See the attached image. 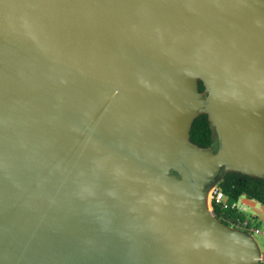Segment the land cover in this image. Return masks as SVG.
<instances>
[{"label": "water", "instance_id": "95a60500", "mask_svg": "<svg viewBox=\"0 0 264 264\" xmlns=\"http://www.w3.org/2000/svg\"><path fill=\"white\" fill-rule=\"evenodd\" d=\"M230 171L264 177V0H0V264H261Z\"/></svg>", "mask_w": 264, "mask_h": 264}, {"label": "trees", "instance_id": "16d2710c", "mask_svg": "<svg viewBox=\"0 0 264 264\" xmlns=\"http://www.w3.org/2000/svg\"><path fill=\"white\" fill-rule=\"evenodd\" d=\"M198 90L201 93L204 92L201 81H198ZM189 141L201 149L217 147L215 132L206 113L199 114L192 121L189 130ZM216 185L224 193L229 203L238 200L240 197H245L264 207V177L249 176L234 171L222 172ZM212 210L215 218L230 228H235L245 221L253 223L254 227H257L253 219L251 217L250 219L247 218L243 213L221 209L215 204H213Z\"/></svg>", "mask_w": 264, "mask_h": 264}, {"label": "built area", "instance_id": "2783aa9c", "mask_svg": "<svg viewBox=\"0 0 264 264\" xmlns=\"http://www.w3.org/2000/svg\"><path fill=\"white\" fill-rule=\"evenodd\" d=\"M209 210L213 213V204L218 205L221 209H229L232 211L244 213L247 211L248 206L241 200L242 197H240L238 200L233 201L229 203L227 201L226 196L224 193L217 187V185H214L209 190ZM234 229H239L244 232H247L250 234L253 238L256 234H261L259 228L254 227L251 225V223L245 221L242 224H238ZM259 247V246H258ZM260 250V248H259ZM260 261L264 264V255L260 251Z\"/></svg>", "mask_w": 264, "mask_h": 264}, {"label": "rangeland", "instance_id": "374dc122", "mask_svg": "<svg viewBox=\"0 0 264 264\" xmlns=\"http://www.w3.org/2000/svg\"><path fill=\"white\" fill-rule=\"evenodd\" d=\"M214 149L216 150L217 147L214 148ZM217 182H218V181H216V182L214 183V185H216ZM208 194H209V192H208ZM241 200H242L243 202H245V203L248 205V209H247L246 212L243 213V215L250 219V215H251V213H252V207H253V206H257V207H259L260 205L257 204L255 201L248 200V199L245 198V197H242ZM206 201L208 202V195H207V197H206ZM207 202H206V204H207ZM251 225H252V226H255L253 223H251ZM258 228L260 229L261 232L264 231V225L258 224ZM254 240H255V242L258 244L261 253L264 255V236H263L262 234H256V235H254Z\"/></svg>", "mask_w": 264, "mask_h": 264}, {"label": "crops", "instance_id": "0c3cea01", "mask_svg": "<svg viewBox=\"0 0 264 264\" xmlns=\"http://www.w3.org/2000/svg\"><path fill=\"white\" fill-rule=\"evenodd\" d=\"M250 217L253 219V221L257 225V228H258V224L264 225V207H262V206H259V207L253 206L252 207V213H251ZM261 234L264 236V231H262Z\"/></svg>", "mask_w": 264, "mask_h": 264}, {"label": "bare ground", "instance_id": "6f19581e", "mask_svg": "<svg viewBox=\"0 0 264 264\" xmlns=\"http://www.w3.org/2000/svg\"><path fill=\"white\" fill-rule=\"evenodd\" d=\"M206 198H205V205H206V207L209 209V196H208V202H207V204H206Z\"/></svg>", "mask_w": 264, "mask_h": 264}]
</instances>
